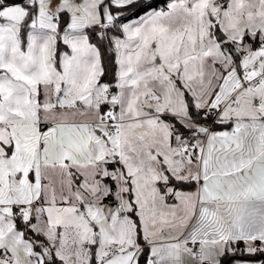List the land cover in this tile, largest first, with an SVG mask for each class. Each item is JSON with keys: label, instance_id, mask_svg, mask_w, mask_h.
Here are the masks:
<instances>
[{"label": "snow or ice", "instance_id": "6c2138e0", "mask_svg": "<svg viewBox=\"0 0 264 264\" xmlns=\"http://www.w3.org/2000/svg\"><path fill=\"white\" fill-rule=\"evenodd\" d=\"M0 264H264V0H0Z\"/></svg>", "mask_w": 264, "mask_h": 264}]
</instances>
